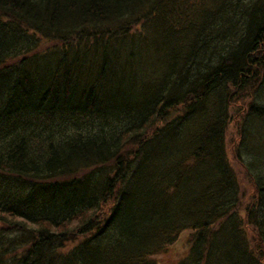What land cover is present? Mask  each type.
<instances>
[{
  "label": "trees",
  "instance_id": "obj_1",
  "mask_svg": "<svg viewBox=\"0 0 264 264\" xmlns=\"http://www.w3.org/2000/svg\"><path fill=\"white\" fill-rule=\"evenodd\" d=\"M212 1L186 23L166 20L182 32L170 72L153 75L149 99L117 107L107 84L131 74L144 46L120 58L111 40L138 17L161 23L177 0H0V264H262L246 232L264 248V173L232 152L255 183L243 208L227 131L231 101L264 62V7ZM125 20L110 41L95 34L92 49L69 54L78 33ZM42 36L65 44L60 59L39 53ZM205 57L213 67L191 78ZM80 78L89 81L77 88ZM227 86L235 91L210 96ZM253 100L249 113L264 116ZM54 116L70 122L53 127ZM70 230L83 236L72 246Z\"/></svg>",
  "mask_w": 264,
  "mask_h": 264
},
{
  "label": "rangeland",
  "instance_id": "obj_2",
  "mask_svg": "<svg viewBox=\"0 0 264 264\" xmlns=\"http://www.w3.org/2000/svg\"><path fill=\"white\" fill-rule=\"evenodd\" d=\"M187 1L188 3L186 4L182 0H177L173 9L167 11L165 19L161 21V23L157 22L156 24L154 23L152 25L150 22L151 18L146 21H144L141 17L136 18L135 21L131 23V27L128 31L121 32L125 34V36L114 37L111 40V43L113 42V46H115L121 39V44H123L124 47L120 48V58H124L126 52H129L131 50H137L139 46H144L141 50H139L138 56L135 60L137 62V67L132 70L131 74L127 73V75L125 76L121 74L120 79L112 78L111 80H109V83L107 84L108 87L106 94L110 99L113 100L115 104L114 106L133 107L136 106V103H129L130 101L139 103L149 99L151 97V90L155 85L152 78L153 75H162L170 72L168 67L170 42L176 43L177 39L181 38L182 32L176 34L175 37L173 36V34H169L167 32L168 28L166 27V20L168 19L167 22L169 23L170 19H173L174 21H177L179 19L181 22L186 23L189 18H195L194 16L199 11H209L210 8L214 6V2L212 0ZM241 1L249 7L255 6L256 3L264 7V0ZM193 4L195 6H192ZM244 21L247 23L246 20ZM125 23H128L127 20L122 23L104 26V28L93 27L83 30L82 34H77L78 37L80 36L82 42L78 43L77 41H73L75 44L74 47H72V50H69V54L74 55L83 46L86 47V50L92 49L94 46L89 45L87 41L91 40L95 36V34H104V36L100 40V42H102L103 44L105 40L110 41L112 35H109L106 32L110 31L113 33L114 31L115 34V32H119L117 31L116 27H119ZM246 23H243V25L241 26L242 30L240 31H244L243 34L247 33ZM14 25L17 29L21 28L25 30L29 35L31 33H35L37 37H40L41 35L40 33H36V29L34 28V26H31L32 24L30 23L27 24L26 22L24 23L17 19ZM60 32V29H58V33ZM224 40L228 39H223L222 41H220L221 48L225 45H233V43L236 42L233 41V43L230 44V41L227 42ZM39 45V53H46V55L54 54L59 59L62 57V53L64 52L62 50L65 47V44H63L61 40L53 38L52 41L48 42L47 38H45L44 36H42ZM214 48L220 49L216 46V44L214 45ZM125 49H128V51ZM207 61L208 59L207 57H205L203 58V62L201 64H197V62L189 68V70H191L192 72L191 78L197 77L199 73L206 72L211 66L213 67V62L211 65H208ZM41 63L44 65L43 60L40 61V64ZM100 63L101 58L98 59V64ZM256 70L257 71L256 73L254 72L253 79H251V82L246 87L247 91H244L246 93L244 94L243 98L235 97V102L231 101V119L229 121L230 124L227 131V144L229 147V155L232 164L236 165L238 170L241 194L243 197V208H246L248 205H250L253 200V195L255 194V183L253 176L248 172L246 166L239 164V162L234 163L236 158L237 160L240 158H235L232 152L236 148H242L244 163L247 166L251 165L253 167L252 170L256 173H264V116H254L248 111L250 104L252 105V102L254 101L253 99L257 101V105L260 104V106L264 107V62L261 65H257ZM84 81L89 80L80 78V80L78 81L77 79H74V86H76L77 88H81V85L82 83H84ZM218 91L219 93L214 92V94L210 96L231 94L235 91V88L227 86L224 87V89H218ZM256 106H254L255 110ZM145 108L146 107H140L139 116L140 114H143L147 111V109ZM69 122V119L64 120L58 116H54L53 118H46V123H49L51 126L56 128ZM158 126H161V123H159ZM156 128L157 125H155L152 132ZM131 145L135 144H131V142L127 143L124 147L125 151L130 150L132 147ZM248 229L249 231L246 233L247 235H249V240L251 241V244H249V246H252V248L256 250L258 254H261V251L264 252V248L260 247L258 239L256 238V233L251 228ZM11 234L13 236L21 235L22 230H16L14 232H11ZM70 234L73 237V239L70 241L71 246L80 241L83 237L77 231L74 230H70ZM156 257L159 259V264H168V262L166 263L167 256L160 255ZM261 261L262 264H264V257Z\"/></svg>",
  "mask_w": 264,
  "mask_h": 264
}]
</instances>
